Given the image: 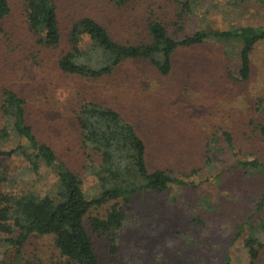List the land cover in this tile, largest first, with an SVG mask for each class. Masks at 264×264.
<instances>
[{"label": "rangeland", "instance_id": "rangeland-1", "mask_svg": "<svg viewBox=\"0 0 264 264\" xmlns=\"http://www.w3.org/2000/svg\"><path fill=\"white\" fill-rule=\"evenodd\" d=\"M182 1L189 4L183 14ZM7 2L10 12L0 23V130L7 124L3 91L10 90L25 101V119L38 140L82 180L91 198L100 190L91 173L100 156L84 145L77 116L83 104L110 108L144 142L148 170L183 181L163 192L134 194L116 237L92 232L90 220L105 217L113 202L92 209L84 224L99 264H247L245 238L254 234L264 243V205L258 209L264 194V39L250 54L246 80L238 73L240 43L215 37L178 48L168 75L147 59L125 60L99 79L64 73L58 62L70 51L69 31L82 17L93 18L114 41L138 45L150 42V21L161 22L174 39L198 31L264 29V0H55L60 42L51 47L29 28L28 0ZM18 141L11 133L0 142V153ZM239 160L259 166L238 168ZM27 167L21 155H0V191L47 192L55 177L43 168L29 180ZM19 264L72 263L53 236H31ZM257 264H264V247Z\"/></svg>", "mask_w": 264, "mask_h": 264}, {"label": "trees", "instance_id": "trees-1", "mask_svg": "<svg viewBox=\"0 0 264 264\" xmlns=\"http://www.w3.org/2000/svg\"><path fill=\"white\" fill-rule=\"evenodd\" d=\"M127 0H118L124 3ZM187 1L181 3V13L188 11ZM7 0H0V23L9 14ZM29 28L41 36L46 46H57L60 29L55 0H28ZM150 42L125 45L114 41L108 31L90 17L77 20L69 31L70 51L58 62L67 74L88 79H99L111 74L125 60L147 59L161 74L171 70L172 54L180 47L200 45L208 37L230 39L241 45L239 77L246 80L250 73V54L255 44L264 39L263 28L250 26L233 31H198L182 39L172 38L164 25L150 21L147 25ZM7 124L0 130V142L12 133L19 139L17 145L0 155H21L27 161L29 180L41 169L49 170L55 182L47 192L32 187L18 192L0 191V264H19L23 249L31 236H53L56 249L72 264H99L84 221L90 211L113 202L103 218H91L92 232L111 233L114 237L127 223V211L134 194L150 190L163 192L172 183H183L164 170L150 172L146 164L145 144L133 127L118 112L95 104H83L77 116L84 145L100 156V163L91 169L100 185L99 192L88 198L82 189V180L56 159L54 150L38 140L26 122L25 101L10 90H4L1 104ZM264 110V106H263ZM10 128L8 133L6 129ZM264 135V125L260 126ZM232 148V140L225 134ZM236 167L257 170L256 161H237ZM264 177V170L260 169ZM1 178V181H4ZM120 201V202H119ZM112 204V203H111ZM264 205V194L258 209ZM264 235V222L260 223ZM241 233L238 232L236 236ZM247 264H257L259 250L264 247L254 234L244 240ZM227 263V261H226Z\"/></svg>", "mask_w": 264, "mask_h": 264}]
</instances>
